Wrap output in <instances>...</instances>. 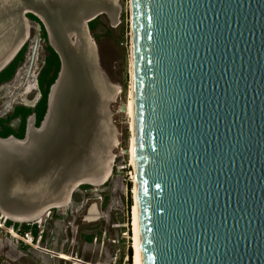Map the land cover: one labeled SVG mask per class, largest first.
<instances>
[{
  "label": "water",
  "instance_id": "obj_1",
  "mask_svg": "<svg viewBox=\"0 0 264 264\" xmlns=\"http://www.w3.org/2000/svg\"><path fill=\"white\" fill-rule=\"evenodd\" d=\"M120 11L116 0H0V74L30 37L27 15L60 60L40 127L32 115L23 139L0 138L6 218L37 220L110 177L121 88L89 24L107 16L115 28ZM130 19L143 264H264V0H130Z\"/></svg>",
  "mask_w": 264,
  "mask_h": 264
},
{
  "label": "rangeland",
  "instance_id": "obj_2",
  "mask_svg": "<svg viewBox=\"0 0 264 264\" xmlns=\"http://www.w3.org/2000/svg\"><path fill=\"white\" fill-rule=\"evenodd\" d=\"M116 1L121 8L118 19L120 24L113 28L107 16H102L92 30L89 27L98 48L104 73L113 85L121 88L116 102L110 107L113 113L111 121L118 133L116 136L118 146L112 152L116 157L110 179L98 187L88 186L87 189L80 187L74 193L71 204L61 210L63 213L61 217L57 216L55 211L51 220L44 216L41 224L27 227L28 229H24L28 223L22 225L17 223L16 227L24 226L21 227V237L25 239L30 233L35 247H29L23 242L3 235L2 242L9 243L12 239L14 244L18 243L20 247L18 251H14L13 244L0 250V264H76L77 261L78 264H133L131 220L135 181L130 157L125 154L131 138V118L122 112L123 106L128 103L131 88L130 0ZM30 27V37L23 47H26L25 60L19 65L15 77L0 87V113L8 104L11 106L0 120L12 115L16 107L34 109L41 98L38 77L48 54L46 48L50 45L48 37L47 42L41 38V29L37 23L31 22ZM36 44L38 46L36 58L32 70L29 71ZM31 76H36L37 80V91L26 97L29 103L35 101L32 106L22 103L21 98L24 84ZM17 123L16 121L14 127L16 131L19 130ZM92 206L100 213L99 219L93 222L86 220ZM39 237L42 239L37 243ZM56 254H64L72 261L56 258Z\"/></svg>",
  "mask_w": 264,
  "mask_h": 264
},
{
  "label": "trees",
  "instance_id": "obj_3",
  "mask_svg": "<svg viewBox=\"0 0 264 264\" xmlns=\"http://www.w3.org/2000/svg\"><path fill=\"white\" fill-rule=\"evenodd\" d=\"M27 18L31 22H35L40 26L41 38L47 42V33L41 22L33 15H27ZM97 20L89 24L91 30L94 28V24L97 22ZM46 50L48 54L44 63V67L42 68L38 77V87L41 93L39 102L34 109L25 108L22 106L16 107L12 115L8 116L5 120H0V138L14 136L17 139H23L25 136L27 119L33 114L36 118L35 126L37 128L40 127L47 111V102L50 88L55 83L60 71V60L57 54L50 46H47ZM25 52L26 47L21 50L14 61L0 74V87L6 82H10L15 77L19 65L25 60ZM16 119H19L20 121L18 131L12 129L9 126L10 123ZM87 187L88 186H82L81 189H87ZM8 225L10 226L12 224L8 222ZM24 229H28L27 226H25Z\"/></svg>",
  "mask_w": 264,
  "mask_h": 264
},
{
  "label": "bare ground",
  "instance_id": "obj_4",
  "mask_svg": "<svg viewBox=\"0 0 264 264\" xmlns=\"http://www.w3.org/2000/svg\"><path fill=\"white\" fill-rule=\"evenodd\" d=\"M102 14L106 15V13H102ZM130 75H131V88H130L129 99H128V103L126 105V112L125 113H127L129 115V117L131 118V122H130L131 138H130V141H129L128 155L130 157V165L134 168V181H135L134 182L135 185H134V189H133L134 205L132 207V220H131V228H132V248H133V264H143L142 246H141V234H140V220H139V203H138L136 169H135L134 104H133V70H132V58L130 60ZM36 91H37L36 76H31V77H29V80L27 79V82L24 84V87H23V89L21 91L22 92V94H21L22 103H24L26 105L32 106L35 103V101L32 102V103H29L27 101L26 97L32 95ZM8 107H9V104L7 105V108ZM9 108L7 110H9ZM117 143H118V141H117ZM116 148H114L113 150H115ZM113 150L111 151V153L113 152ZM112 155H113V153H112ZM109 179H110V177L102 185L106 184L109 181ZM99 186H101V185H99ZM94 187H98V186H94ZM71 202L72 201H70V203ZM64 208H66V207H62V208L59 207V208H56V209H64ZM48 213H49V211L47 210L37 220L29 221V222H21V221H13L11 219H8L3 214H1V212H0V214L3 216V218H5V219H7V220H9V221H11L13 223H19V224L32 223V222H41L43 216L45 214H46L45 216H47ZM92 218H94V217H92ZM92 218H91V215H89L87 217V220H92ZM65 259L66 260H69V261H72V259L70 257H68V256H66ZM76 264H78V261H77Z\"/></svg>",
  "mask_w": 264,
  "mask_h": 264
},
{
  "label": "built area",
  "instance_id": "obj_5",
  "mask_svg": "<svg viewBox=\"0 0 264 264\" xmlns=\"http://www.w3.org/2000/svg\"><path fill=\"white\" fill-rule=\"evenodd\" d=\"M59 211H61V210H59ZM51 214H52V212H49L46 217L48 219H50L51 218ZM8 222L9 221L6 220L5 218H3V216L0 214V238H1V236L5 235V236H9V238L16 239L17 242H19V241L23 242V243L27 244L29 247H33L34 246L33 245L34 239L30 236V233L25 237V239H23L21 237L20 232L22 231L21 227H23V226L16 227L17 223H14L13 225L9 226ZM41 223L42 222H32V223H30V224L28 223L26 225H27V227L31 228L34 225L41 224ZM20 225H22V224H20ZM41 239L42 238L39 237V241L37 243H40Z\"/></svg>",
  "mask_w": 264,
  "mask_h": 264
},
{
  "label": "crops",
  "instance_id": "obj_6",
  "mask_svg": "<svg viewBox=\"0 0 264 264\" xmlns=\"http://www.w3.org/2000/svg\"><path fill=\"white\" fill-rule=\"evenodd\" d=\"M71 204V203H70ZM69 204V205H70ZM95 206H92L91 208H90V210H89V213H88V215H87V217L89 216V215H91V218L92 217H94V218H92V220H88V221H96V220H98L99 219V217H100V213H98V211H97V208L95 207ZM56 209V208H55ZM65 209V208H64ZM59 210H63V209H59ZM58 209L57 210H53L52 211V214H51V218H53V216H54V214H53V212H57V216H59V217H61V215L63 214L61 211H59ZM46 215V214H45ZM44 215V216H45ZM43 216V217H44ZM87 217H86V220H87ZM51 218L49 219V220H51ZM7 220V219H6ZM9 221V220H8ZM1 239V238H0ZM13 244H14V242L12 241V239L9 241V243H8V241H3L2 242V239H1V241H0V250H2V249H4V247L5 248H8L9 246H13ZM15 246H13V250L14 251H18L19 250V245H18V243L17 244H14ZM40 248V247H39ZM36 249H38V248H36ZM43 252V251H42ZM44 252L45 253H47L48 254V252H46L45 250H44ZM56 258H59V259H61V260H66L65 258H66V255H64V254H56Z\"/></svg>",
  "mask_w": 264,
  "mask_h": 264
},
{
  "label": "flooded vegetation",
  "instance_id": "obj_7",
  "mask_svg": "<svg viewBox=\"0 0 264 264\" xmlns=\"http://www.w3.org/2000/svg\"><path fill=\"white\" fill-rule=\"evenodd\" d=\"M13 112H14V111H13ZM16 121L18 122L17 125H18V128H19V126H20V121H19V119H16V120H13V121L10 123V125H9L12 129H15L14 127H15V123H16Z\"/></svg>",
  "mask_w": 264,
  "mask_h": 264
}]
</instances>
